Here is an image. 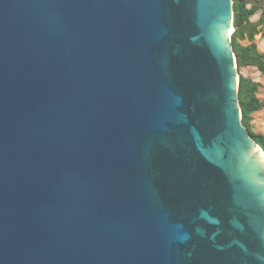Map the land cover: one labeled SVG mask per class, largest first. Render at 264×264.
Here are the masks:
<instances>
[{
  "label": "water",
  "instance_id": "obj_1",
  "mask_svg": "<svg viewBox=\"0 0 264 264\" xmlns=\"http://www.w3.org/2000/svg\"><path fill=\"white\" fill-rule=\"evenodd\" d=\"M233 31L232 0H0V264H264Z\"/></svg>",
  "mask_w": 264,
  "mask_h": 264
},
{
  "label": "trees",
  "instance_id": "obj_2",
  "mask_svg": "<svg viewBox=\"0 0 264 264\" xmlns=\"http://www.w3.org/2000/svg\"><path fill=\"white\" fill-rule=\"evenodd\" d=\"M233 28L231 47L235 55L237 71L246 67H254L264 73V53L258 50L254 38L259 34L258 25L264 22V0H232ZM260 13L257 22L252 18ZM247 41L246 44L243 42ZM238 104L241 111L242 125L250 137L264 153V135L253 129L252 115L264 109V101L258 98L259 84L239 73Z\"/></svg>",
  "mask_w": 264,
  "mask_h": 264
},
{
  "label": "rangeland",
  "instance_id": "obj_3",
  "mask_svg": "<svg viewBox=\"0 0 264 264\" xmlns=\"http://www.w3.org/2000/svg\"><path fill=\"white\" fill-rule=\"evenodd\" d=\"M260 18V13L255 15L252 18V22H257ZM257 29L260 31L259 34H257L254 38V42L257 44L258 50L262 53H264V22L260 25H258ZM244 44L247 43V41L243 42ZM239 73L243 75L244 77H248L254 82H257L259 84L258 88V98L262 101H264V73L259 72L254 67H246L241 69L239 72L237 71L238 77ZM252 124L253 129L264 135V109L261 111H258L252 115Z\"/></svg>",
  "mask_w": 264,
  "mask_h": 264
},
{
  "label": "bare ground",
  "instance_id": "obj_4",
  "mask_svg": "<svg viewBox=\"0 0 264 264\" xmlns=\"http://www.w3.org/2000/svg\"><path fill=\"white\" fill-rule=\"evenodd\" d=\"M231 31H232V28H230V33H231ZM259 151H260V153L262 154V157H263V160H264V153L259 149V148H257Z\"/></svg>",
  "mask_w": 264,
  "mask_h": 264
}]
</instances>
